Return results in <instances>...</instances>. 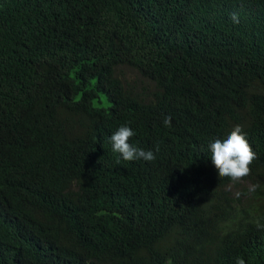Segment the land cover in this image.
I'll use <instances>...</instances> for the list:
<instances>
[{
  "label": "trees",
  "instance_id": "trees-1",
  "mask_svg": "<svg viewBox=\"0 0 264 264\" xmlns=\"http://www.w3.org/2000/svg\"><path fill=\"white\" fill-rule=\"evenodd\" d=\"M236 125L233 182L209 144ZM257 222L264 0H0V264H264Z\"/></svg>",
  "mask_w": 264,
  "mask_h": 264
},
{
  "label": "clouds",
  "instance_id": "clouds-1",
  "mask_svg": "<svg viewBox=\"0 0 264 264\" xmlns=\"http://www.w3.org/2000/svg\"><path fill=\"white\" fill-rule=\"evenodd\" d=\"M232 21L239 23V14H231ZM166 127L171 126V117L168 116L163 121ZM135 135V132L129 126H120L110 137L113 152L119 154L124 161L145 160L152 161L155 155L151 150H144L132 145L129 141ZM157 151L159 147L157 146ZM210 158L212 164L218 172L220 179L230 178L233 182H238L250 174V165L257 154L253 151L246 139V133L243 132L242 126L236 125L226 139H216L209 144ZM119 163V160L117 161ZM259 184L251 185L249 192H255ZM239 198L241 193L237 192ZM257 227L264 228L257 222ZM236 264H246L242 257H238Z\"/></svg>",
  "mask_w": 264,
  "mask_h": 264
},
{
  "label": "rangeland",
  "instance_id": "rangeland-1",
  "mask_svg": "<svg viewBox=\"0 0 264 264\" xmlns=\"http://www.w3.org/2000/svg\"><path fill=\"white\" fill-rule=\"evenodd\" d=\"M125 72H126L127 75L130 77V71L125 69Z\"/></svg>",
  "mask_w": 264,
  "mask_h": 264
}]
</instances>
